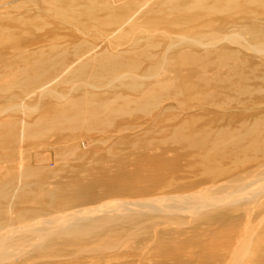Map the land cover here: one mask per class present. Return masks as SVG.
<instances>
[{
    "label": "bare ground",
    "instance_id": "bare-ground-1",
    "mask_svg": "<svg viewBox=\"0 0 264 264\" xmlns=\"http://www.w3.org/2000/svg\"><path fill=\"white\" fill-rule=\"evenodd\" d=\"M3 1L0 10L12 4L3 5ZM179 6V1L170 0L98 4L100 11L111 14L138 7L140 16L173 14ZM244 7L225 3L221 9L236 14L243 13ZM72 10L69 25L78 13ZM138 19H128V28L117 38L137 35L127 41L125 50H113L111 45L110 49L87 48L85 45L93 43L86 42L75 43L72 54L58 43L45 50L47 55L43 48L29 49L48 38H74V34L54 32L9 34L0 40V102L7 111L37 115L35 126L16 120L0 125L11 134L22 133V140L43 142L58 126L67 136L57 139L68 143V153L79 161L64 174L52 176L47 170L46 174L41 169L36 172L32 165L21 166V137L9 142L18 146L19 160L0 151V163L21 166L17 174L5 169L1 175L4 168L0 165V264H124L129 257L135 263L142 258L140 251L152 248L160 236L166 239L163 250L170 248L174 254L190 250L197 264H264V146L260 144L264 118L225 111L222 127H209L208 136H198L195 129L187 134L185 129L192 124L185 118L190 109L187 89L162 93L156 88L171 72L168 56L177 48L245 43L264 57V44L251 46L249 42L264 32L254 34L246 25L230 31L218 26L208 33L170 38L159 54L151 49L154 35L148 30L136 33ZM139 48L140 61L158 58L142 74L134 73L141 62L128 61ZM12 49L17 54L7 58L5 54ZM117 88L133 92L121 107L105 101L107 96L120 98L114 92ZM171 101L180 102L179 114L167 115ZM67 103H71L70 109L63 107ZM135 113L141 117L127 121L124 127L123 117ZM247 117L255 123L225 131V125ZM100 123L113 130L98 140L78 142L76 133L96 129ZM130 132L138 137L151 132L172 134L177 142L170 145L154 140L117 151L116 145ZM86 156H90L88 160ZM142 177L147 180H140ZM209 232L217 237L207 242L204 237ZM117 241L136 244L135 253L119 254L113 243ZM253 252L259 256L253 258Z\"/></svg>",
    "mask_w": 264,
    "mask_h": 264
},
{
    "label": "rangeland",
    "instance_id": "rangeland-1",
    "mask_svg": "<svg viewBox=\"0 0 264 264\" xmlns=\"http://www.w3.org/2000/svg\"><path fill=\"white\" fill-rule=\"evenodd\" d=\"M122 1L5 0L2 2L3 5L9 2L12 4L0 10V40L7 39L9 34L15 35L28 32L32 35H43L46 32H54V34L61 36L67 34L72 36L74 34V38H61L57 41L49 40L48 38L42 44L31 46L29 49L43 48L45 51L49 46L58 43L59 46L67 49L69 54H72L75 43L86 42L93 43V45H85L87 48L93 46L99 49L107 47L110 49L112 47L111 49L113 50L117 48V50H125L127 49V41L133 40L137 35L134 36L133 34L123 40L117 38L121 35V31L123 32L128 28L125 22L133 16L136 19L139 18L140 27L137 28L136 33L148 30L149 34L154 35L150 40L152 44L151 49L159 54H161L170 38L192 36L200 31L208 33L218 26H221V30L223 31H230L236 25H246L251 26L249 30L254 34L257 31L264 32V0H170L173 3L174 1H179L181 4L175 13L145 14L142 16L137 15L138 7L121 9L115 14L102 12L98 7L99 3L115 4ZM255 2H257L256 6L251 5ZM225 3H236L246 8L244 7L243 13L227 14L221 9ZM72 9L78 10V13L75 16V21H71V25H69L67 20L69 17H72L71 13L74 12ZM117 31L119 34H117ZM249 42L251 46L262 45L264 44V35L255 37ZM217 45L216 47L207 49L186 46L177 48L171 52L168 56L172 64V68H169L171 72L165 78H161L162 85L156 87L158 91L161 89L162 93H171L175 88H179L181 92L187 89L189 92L188 95L190 96H187L186 105L190 109H187L188 115L185 118L189 119L192 124L188 125L185 129V133L187 132V134L195 129L194 133H197L198 136H208L211 133L209 127L214 128L216 125L222 127L221 125L225 122L226 114L244 113L246 116L255 115L257 118H264V57L246 48L245 43L232 45L218 42ZM141 50L142 48H139L138 51L136 50L135 53L128 56V61L132 60L135 63L137 60V62H141V67L134 71L136 74H142L145 68L158 63V58L156 57L149 61H140L138 56H140ZM9 52V54H5L8 55L7 58L17 54L15 49ZM47 53L45 51L44 54L47 55ZM6 74L12 73L7 72ZM153 90L155 88H151V91ZM114 92L120 95V98L114 99L107 96L105 101L117 107L124 106L126 103L125 99L133 94L132 91L121 90L119 88ZM180 102L177 105V103L171 101L172 110H169L167 115L179 114L181 111L179 107ZM71 106V103H67L63 107L70 109ZM6 107L4 102H0V122L16 120L18 122H25L24 125L26 126H35L37 115L26 117L18 111H7ZM225 111L228 113L224 114ZM132 115V117H129V115L123 117L121 121L124 127L127 121L129 122L133 118L141 117L136 113ZM250 118L247 117L244 120L233 121L229 125H225L224 128L227 129L225 131L240 130L245 124L253 125L256 120ZM222 119L223 121H221ZM262 125L264 124H260V126ZM112 130L103 123H100L96 129L82 130L76 133V138L78 142L86 139L98 140L109 134ZM51 131L50 138L48 137L44 142L36 139L26 140L23 138L22 140V133H16V135L13 132L11 134L8 129L0 125V151L6 155L14 154L19 160V146L22 152V156L20 157L22 159L21 166L29 167L32 165L31 167L36 169L38 173H40L38 169H41L44 170L45 174L47 170L52 176H60L64 174V171L68 167L79 164V161L76 160L74 155L68 153L66 149L68 143L57 139V136L60 135L67 136V132L62 134L58 126ZM15 137H21L22 141L20 145H9V142L15 139ZM174 138L176 137L172 134L159 136L154 132L145 133L138 137L134 132H130L127 138H124L116 146L118 148L117 151L126 152L134 147L145 146L146 143L154 140L171 145L177 142H175ZM260 144L264 146V137ZM100 150L103 151V149ZM89 157L86 156L87 160ZM67 162H70L69 165ZM10 164L5 162L0 163L1 167L4 168L1 175L4 174L5 169L6 172L10 170L12 174L18 173L20 165ZM77 174L81 176L85 175L84 172H77ZM140 180L146 181L147 179L142 177ZM204 227H207V225ZM225 232L226 230L222 231V233ZM209 233L204 237L207 242L217 237L216 234ZM165 241L166 239L160 236L154 241L152 248L149 246V249L140 251L142 258L139 261L134 263L133 259L129 257L128 262L124 264H197L190 254V250L186 249L180 253L181 255L170 253V248L163 250ZM119 242H113L114 245L117 244L118 246L115 248L121 251L119 254L135 253L132 249L136 247V244L130 241ZM136 251L139 252V250ZM258 256L257 252H253V258Z\"/></svg>",
    "mask_w": 264,
    "mask_h": 264
}]
</instances>
